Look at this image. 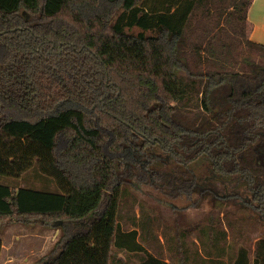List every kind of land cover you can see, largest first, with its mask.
Here are the masks:
<instances>
[{
	"label": "trees",
	"instance_id": "trees-1",
	"mask_svg": "<svg viewBox=\"0 0 264 264\" xmlns=\"http://www.w3.org/2000/svg\"><path fill=\"white\" fill-rule=\"evenodd\" d=\"M251 2L0 0V175L32 170L54 186L0 182V220H52L60 235L43 264H109L114 249L167 264L117 223L134 180L175 197L213 173L234 198L243 185L264 218V47L249 40ZM225 238L208 237V264H224Z\"/></svg>",
	"mask_w": 264,
	"mask_h": 264
},
{
	"label": "rangeland",
	"instance_id": "rangeland-1",
	"mask_svg": "<svg viewBox=\"0 0 264 264\" xmlns=\"http://www.w3.org/2000/svg\"><path fill=\"white\" fill-rule=\"evenodd\" d=\"M121 52L123 50L114 56L116 63L125 60ZM134 73L130 71L125 74L126 79H133ZM162 158L166 160L167 156L163 154ZM208 176L193 187L190 194L175 197L155 183L134 180V187L129 186V193L118 210L120 230L136 228L139 244L167 264H183L184 260L190 264L189 260L195 253H199L196 264L217 261L216 255L206 254L208 237L217 231L226 233L225 240L220 239L219 244L226 249L228 256L233 253L234 245H251L257 236L264 234L263 215L250 205L248 192L243 185L238 188L241 195L234 198L232 182L213 173ZM0 182L16 187L44 186L54 189L50 179L35 175L32 170L19 179L0 175ZM145 219L149 220L148 224L141 230ZM23 221V218L0 220L3 242L1 264H43L60 235L52 220L46 224L37 218ZM209 224L214 231L207 234L204 227ZM114 252L115 258L109 264H141V253H128L121 249H114Z\"/></svg>",
	"mask_w": 264,
	"mask_h": 264
},
{
	"label": "crops",
	"instance_id": "crops-1",
	"mask_svg": "<svg viewBox=\"0 0 264 264\" xmlns=\"http://www.w3.org/2000/svg\"><path fill=\"white\" fill-rule=\"evenodd\" d=\"M247 23L249 27V40L264 47V0H252L247 12ZM26 222L25 220L22 222ZM264 237V234L257 236L249 246L234 245L233 253L229 256L225 254L218 258L224 264H264V244L258 248L255 246L256 241ZM0 251V264L3 251V242ZM209 262V261H208ZM207 262V264H208Z\"/></svg>",
	"mask_w": 264,
	"mask_h": 264
},
{
	"label": "water",
	"instance_id": "water-1",
	"mask_svg": "<svg viewBox=\"0 0 264 264\" xmlns=\"http://www.w3.org/2000/svg\"><path fill=\"white\" fill-rule=\"evenodd\" d=\"M61 222H59V224H60Z\"/></svg>",
	"mask_w": 264,
	"mask_h": 264
}]
</instances>
